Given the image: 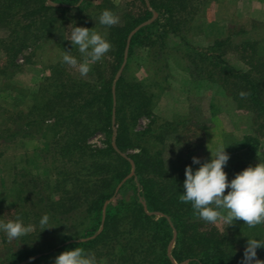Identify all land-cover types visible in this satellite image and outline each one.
<instances>
[{"label":"trees","instance_id":"16d2710c","mask_svg":"<svg viewBox=\"0 0 264 264\" xmlns=\"http://www.w3.org/2000/svg\"><path fill=\"white\" fill-rule=\"evenodd\" d=\"M54 1L58 6L48 4L47 0H0V29L7 30L6 37H0L2 74L11 70L12 75L20 69L16 57L23 49L36 48L46 40L64 42L66 25L69 28L75 24L90 29L92 19L105 9H110L121 19L110 28L104 26V34L112 47L100 62L92 65L97 71V82L69 79V85H66L63 78H58L56 82L51 80V85L55 87L50 92L51 96L45 94L48 88L43 83L39 88V98L38 93L33 94V106H29V111L40 107L43 115L50 112L54 118L52 126L60 127L63 134L69 132V142L75 141L77 147L88 149V157H93L88 168L84 167L88 172L89 185L77 188L72 191L73 196H69V213L77 211L74 216L78 212L81 214V221L70 225L73 229L79 228L72 233L77 238L63 245L61 250L80 247L92 252L98 244L106 245L116 264H175L174 261L186 264H240L243 237L246 240L247 237L264 239V232L253 228L248 230L252 236H246L247 227L242 220L223 227L207 223L194 214L190 204L180 201L185 170L166 167L162 144L166 134L181 132L179 125L184 119L176 122L154 119L144 130L135 131L136 119L151 114L153 93L147 89L148 85L128 79L124 74L115 80L130 32L150 20L153 10L155 19L132 37L129 55L135 45L162 51L168 47L171 37L184 39L181 35L183 21L178 17L192 0H124L123 10L106 0L96 6L89 0ZM245 31L232 29L226 37L215 39L209 46L194 48L195 53L188 57L197 71L221 86L238 108L253 114L257 124L255 133L243 137L244 147L253 153L257 151L260 137H264V54L258 51L260 47L264 48V40L249 37L247 41H237V33ZM183 43L188 46L186 41ZM229 52L237 54L242 66L229 63L226 58ZM69 54L82 60L78 48L73 47L70 40ZM43 120L39 122L43 123ZM93 129L103 131L107 138L106 146L94 152L86 143ZM131 148L139 149L128 154L135 166V176L128 180L135 178L136 183H132V200H126L117 197L115 190L131 170L130 161L121 155ZM98 153L104 156L95 159ZM94 170H99V174L93 175ZM234 176H228V179ZM148 212H159L162 216L154 219ZM82 225L83 228L80 227ZM101 225V230L97 232ZM240 230H244V234ZM173 231L176 232L175 242L169 254L167 249ZM80 232L84 238L90 236V239L78 240ZM22 242H25L24 238ZM38 246L34 242H25L20 248L1 256L0 264H20L31 259L40 252ZM99 253L104 255L102 251ZM45 258L48 255L42 254L24 264H41ZM257 258L264 261V249H257Z\"/></svg>","mask_w":264,"mask_h":264},{"label":"rangeland","instance_id":"374dc122","mask_svg":"<svg viewBox=\"0 0 264 264\" xmlns=\"http://www.w3.org/2000/svg\"><path fill=\"white\" fill-rule=\"evenodd\" d=\"M89 1L96 6L105 0ZM106 1L115 3L120 10L124 9V0ZM47 3L58 6L54 0H47ZM118 17L121 21L120 16ZM155 17L152 10L151 19L130 32L124 59L115 78L116 80L120 74H124L128 79L148 85L147 89L153 93L151 114L139 116L134 130H144L154 119L168 122L184 119L183 124L179 125L181 132L166 134L162 144L165 165L171 170H185L186 166L192 165L194 156L199 157L203 163L211 158L210 151L215 152L221 145L226 147V152L230 155L224 169L229 177L248 166H255L260 160L264 161L263 136L260 137L256 152L252 153L243 144L245 135L255 133L257 124L253 114L247 109L238 108L221 86L197 71L188 57L195 53L194 48H205L215 39L226 37L232 29L247 31L238 32L237 41H247L249 37L264 40V0H192L178 17L183 21L181 35L184 39L171 37L168 47L162 51L159 48L154 50L135 45L129 55L132 37ZM98 18L99 16H95L90 22V31L104 34L106 28L99 24ZM68 28L69 25H66L67 35L64 42L46 40L40 42L36 48L27 47L16 57V63L20 65L17 72L12 75L11 70L4 74L0 72V219L7 221L19 216L25 224L35 225V230L23 238L25 242L38 244L40 250L34 257L20 264L28 263L42 254H47L48 258L43 259L41 264H54L55 257L63 252L61 247L76 240L77 237L72 233L79 228L73 229L70 225L80 222L81 214L78 212L74 216L77 211L69 213V196H73L72 191L77 188L89 185L88 172L84 168H88V163L93 158L88 157L89 150L77 147L75 141L69 142V132L63 134L60 127L52 126L54 118L50 112L43 115L40 107L29 111V106H33V94L38 93L39 98V88L43 83L48 88L45 94L49 95L55 89L51 80L56 82L58 78H63L66 85H69V79L92 83L98 81L97 71L92 66L86 76H81L78 68L62 62L63 54L69 51V40H66L70 32ZM6 35L7 30L1 28L0 37ZM184 41L188 46L183 45ZM262 46L264 47V42ZM258 51L259 54H264V48L260 47ZM226 58L231 65L242 66L237 54L229 52ZM41 119H44L43 123L39 122ZM115 132L114 125L111 137L113 144ZM106 140L103 131L93 129L86 138V143L94 152L103 149ZM138 150L131 148L121 153L130 161L131 170L128 177L117 185V197H124L126 200L133 198L132 183H136V179H128L135 176V166L128 154ZM103 156L104 154L98 153L95 159ZM192 167L195 170L199 165ZM229 171L231 172L228 173ZM99 172L92 171L93 175ZM44 214L50 215L48 226L52 228L41 231L38 221ZM148 214L153 215L154 219L162 216L159 212ZM243 223L245 224L244 221ZM216 224L220 227L225 225L222 221ZM245 226L246 236H252L248 230L253 228L246 224ZM80 227L83 228L84 225ZM101 228L102 225L97 232ZM255 228L254 230L264 232V225ZM240 232L244 234L245 231ZM175 236L176 232L173 231L167 249L169 254L174 246ZM78 237L80 241L90 239V236L84 238L82 232ZM23 238L9 241L0 233V257L10 250L20 248L25 243L22 242ZM58 241L64 242L58 244ZM243 241L244 248L246 237H243ZM108 250L106 245L98 244L91 253L95 254L98 264H116ZM101 251L104 254L102 256L99 253Z\"/></svg>","mask_w":264,"mask_h":264},{"label":"clouds","instance_id":"9594fccd","mask_svg":"<svg viewBox=\"0 0 264 264\" xmlns=\"http://www.w3.org/2000/svg\"><path fill=\"white\" fill-rule=\"evenodd\" d=\"M98 20L100 25L108 28L119 23V17L110 9L103 10ZM66 40L78 48L82 61L65 51L62 62L78 68L81 76H86L91 66L100 62L112 47L106 34L75 24L71 25ZM210 152L211 158L203 163L199 157L192 158V165H199L195 170L192 165L186 166L180 201L190 204L194 214L210 224L222 221L230 226L242 220L249 228L264 225V161L248 166L229 180L224 170L230 159L226 147L221 145L215 152ZM50 221L49 214L39 219L41 231L52 228L48 226ZM34 230L35 225L25 224L19 216L7 221L0 219V233L9 241L21 239ZM257 249H264V239L247 237L240 264H264V261L257 258ZM54 264H98V261L94 253L75 247L56 256Z\"/></svg>","mask_w":264,"mask_h":264}]
</instances>
